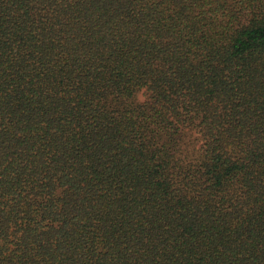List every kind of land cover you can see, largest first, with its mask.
I'll return each instance as SVG.
<instances>
[{
	"label": "trees",
	"instance_id": "1",
	"mask_svg": "<svg viewBox=\"0 0 264 264\" xmlns=\"http://www.w3.org/2000/svg\"><path fill=\"white\" fill-rule=\"evenodd\" d=\"M0 264H264V0H0Z\"/></svg>",
	"mask_w": 264,
	"mask_h": 264
}]
</instances>
